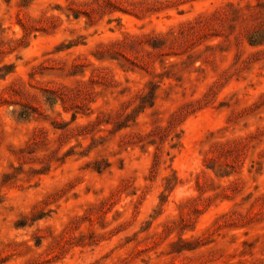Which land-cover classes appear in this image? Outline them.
<instances>
[{"label": "rangeland", "instance_id": "obj_1", "mask_svg": "<svg viewBox=\"0 0 264 264\" xmlns=\"http://www.w3.org/2000/svg\"><path fill=\"white\" fill-rule=\"evenodd\" d=\"M0 264H264V0H0Z\"/></svg>", "mask_w": 264, "mask_h": 264}]
</instances>
